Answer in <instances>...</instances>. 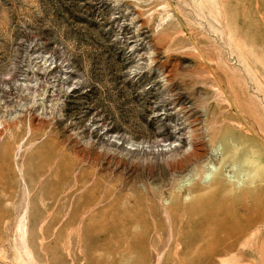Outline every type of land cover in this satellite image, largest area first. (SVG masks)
Instances as JSON below:
<instances>
[{"label": "rangeland", "instance_id": "obj_1", "mask_svg": "<svg viewBox=\"0 0 264 264\" xmlns=\"http://www.w3.org/2000/svg\"><path fill=\"white\" fill-rule=\"evenodd\" d=\"M0 264H264V0H0Z\"/></svg>", "mask_w": 264, "mask_h": 264}, {"label": "bare ground", "instance_id": "obj_2", "mask_svg": "<svg viewBox=\"0 0 264 264\" xmlns=\"http://www.w3.org/2000/svg\"><path fill=\"white\" fill-rule=\"evenodd\" d=\"M218 79V78H217ZM219 83V82H218ZM221 84V83H220ZM237 105V104H236ZM230 106L232 107V108H235L236 109V106L234 105V104H232V103H230ZM223 125V124H222ZM221 130V129H220ZM218 132H221V131H219L218 130ZM220 134V133H219ZM212 137V136H211ZM228 141V140H227ZM220 143V142H219ZM235 144V143H234ZM242 146V145H241ZM195 147V146H194ZM198 146H196V148H197ZM209 147V146H208ZM234 147H236L237 148V145H235ZM198 149V148H197ZM197 149H195L194 148V150H197ZM227 149V148H226ZM225 149V150H226ZM237 150V149H236ZM199 151V150H198ZM202 151V150H201ZM198 152L197 154H199L198 156H201L202 154H204L203 155V157L206 155V157H204V158H201V159H205L206 158V161H204L203 163L205 164V165H203V166H205V168H206V173H205V175H204V180L203 181H209V180H212L213 181V176H214V174H215V172H217V171H222V173H223V176L226 178V180H225V178L223 179L224 180V183L225 182H236V184L235 185H232V184H229L230 186H231V189L234 191V193H235V187H239V185H241L242 184V181H243V179H246V178H248V177H252L251 176V174H250V172H251V170H250V168L249 167H251V166H253V163H252V156L250 155V154H245V155H243L242 156V158H238L237 157V159H238V162H234L233 160L232 161H230L229 159H227V158H229L228 157V155H227V153L229 154V151L227 152V153H225V151H224V148H223V145L222 144H218V145H214V143L212 144V146H211V150H210V152L207 150L206 152L204 151V152ZM195 152V151H194ZM252 152V151H251ZM199 158V157H198ZM217 164V165H216ZM202 167V166H201ZM188 179V178H187ZM185 181V180H184ZM223 181H221V180H218V181H215L214 183H211L210 185H209V193L208 194H206V196L208 195V197L207 198H205V200L207 199V201L210 199L211 201L214 199V196H216V194H220L221 193V191H223V188H221L220 187V184L222 183ZM189 183V182H188ZM191 184V183H190ZM194 185V184H193ZM234 186V187H233ZM199 187V186H198ZM202 187V186H201ZM207 187V186H206ZM204 188H205V186H204ZM195 189V188H194ZM194 189H193V191H194ZM196 189H197V187H196ZM195 189V190H196ZM203 189V188H202ZM231 189H229V191L230 192H232V190ZM191 190V189H190ZM208 190V189H207ZM202 191L203 190H198V192H201L202 193ZM197 192V191H196ZM191 194H193V193H191ZM198 194V193H197ZM229 194V193H228ZM232 194V193H231ZM125 195V197L127 196L126 194H124ZM139 195V194H138ZM141 195V194H140ZM190 195V194H189ZM204 195V194H203ZM227 195V194H226ZM233 195V194H232ZM191 196V195H190ZM201 196H202V194H201ZM205 196V195H204ZM128 197L130 198L131 196H129L128 195ZM145 197V196H144ZM144 197H142V199H144ZM148 197V196H147ZM198 197V196H197ZM200 197V196H199ZM127 198V197H126ZM125 198V199H126ZM140 198V197H139ZM191 199V198H190ZM195 199H196V197H195ZM198 199V198H197ZM147 200V199H146ZM145 200V201H146ZM139 201V200H138ZM178 201V200H177ZM197 201V200H196ZM201 201V200H200ZM123 203H124V201H122ZM135 202V201H134ZM133 202V203H134ZM140 202H142V201H139V203ZM148 202V201H147ZM153 202V201H152ZM151 202V203H152ZM191 202V201H190ZM231 202V201H230ZM244 203H246V202H244ZM132 204V203H131ZM150 204V203H149ZM125 205V204H124ZM117 206V205H116ZM122 206H123V204H122ZM121 206V207H122ZM130 206V205H129ZM129 206H127L129 209H130V207ZM138 206V205H137ZM145 206V205H144ZM142 207L143 209L146 207ZM183 206V205H182ZM197 206V205H196ZM248 206V205H247ZM124 207V206H123ZM139 207V206H138ZM151 207H152V205H151ZM150 207V208H151ZM154 207V206H153ZM185 207V206H184ZM184 207H182L181 208V212H182V216H184L186 213H185V208ZM246 207V206H245ZM254 207V206H253ZM127 208V209H128ZM141 208V207H140ZM149 208V209H150ZM114 209V208H113ZM152 209V208H151ZM246 209V208H245ZM148 210V209H147ZM155 210V209H154ZM123 211V210H122ZM133 211V210H132ZM139 211H141V210H139ZM143 211V210H142ZM146 211V210H145ZM187 211V210H186ZM126 212H127V210H126ZM134 212H135V210H134ZM117 213V212H116ZM129 213V212H128ZM136 213V212H135ZM146 213V212H145ZM152 213H154V212H152ZM170 213V212H169ZM124 214V213H123ZM127 214V213H126ZM148 214V213H147ZM150 214H151V212H150ZM125 215V214H124ZM123 215V216H124ZM137 215V214H136ZM140 215V214H139ZM143 215V214H142ZM154 215V214H153ZM158 215V214H157ZM127 216L128 215H126V218H127ZM149 216V215H148ZM151 216V215H150ZM149 216V217H150ZM159 216V215H158ZM111 217V216H110ZM130 217V216H129ZM154 217V216H153ZM144 218V217H143ZM142 218V219H143ZM148 218V217H147ZM152 218V217H151ZM156 218V217H155ZM132 219V218H131ZM138 219H140V218H138ZM142 219H141V221H142ZM146 219V218H145ZM229 218H227V220H228ZM119 220H121V219H119ZM130 219H128V221H129ZM134 220V219H133ZM135 220L136 221H139V220H137L136 218H135ZM218 220V219H217ZM132 221V220H131ZM129 222L130 224H132V222H134V221H132V222ZM134 222V223H139V222ZM140 221V222H141ZM150 221H151V219H150ZM147 221H145L144 223H146ZM142 223V222H141ZM149 223V222H148ZM169 223V222H168ZM117 224H119V223H117ZM129 224V225H130ZM140 224V223H139ZM123 225V224H122ZM125 225H126V223H125ZM124 225V226H125ZM134 225V224H133ZM128 227V226H127ZM130 228H131V226H130ZM124 230V229H123ZM126 230V229H125ZM132 232V231H131ZM130 232V233H131ZM124 233H123V231H122V234H121V236L123 235ZM126 235H128V233L126 234ZM129 236H130V234H129ZM122 237H124V236H122ZM128 248V247H127ZM127 248H126V250H127ZM128 251V250H127Z\"/></svg>", "mask_w": 264, "mask_h": 264}]
</instances>
